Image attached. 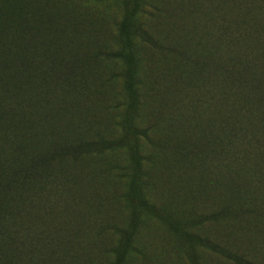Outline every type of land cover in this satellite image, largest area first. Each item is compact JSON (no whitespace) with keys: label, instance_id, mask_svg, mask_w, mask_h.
Returning a JSON list of instances; mask_svg holds the SVG:
<instances>
[{"label":"trees","instance_id":"16d2710c","mask_svg":"<svg viewBox=\"0 0 264 264\" xmlns=\"http://www.w3.org/2000/svg\"><path fill=\"white\" fill-rule=\"evenodd\" d=\"M120 1L121 45L102 55L131 70L126 103L112 107L124 112L123 139L86 133L93 131L87 86L71 82L80 75L58 69L67 58L50 48L30 58L33 49L20 40L33 27V12L0 2V40L18 34L0 43V264H87L91 231L99 236L105 227L88 217L77 163L117 150L127 135L137 142L127 145L130 166L123 168L134 211L125 227L112 228L120 241L109 251L110 264H126L131 251L139 252L138 212L186 241L192 264H200L197 249L230 264H264V0H181L186 19L176 26L165 24L161 0ZM15 20L24 30L16 31ZM134 39L174 69L162 70L160 81L150 71L138 77ZM142 105L154 108L146 119L138 114ZM162 154L178 195L202 211L164 210L147 193V166Z\"/></svg>","mask_w":264,"mask_h":264},{"label":"rangeland","instance_id":"374dc122","mask_svg":"<svg viewBox=\"0 0 264 264\" xmlns=\"http://www.w3.org/2000/svg\"><path fill=\"white\" fill-rule=\"evenodd\" d=\"M0 2L9 3L11 11L16 13L22 12L23 9L33 12L30 20L33 27L28 28V33L24 31V37L20 40L27 41L28 50L33 49L30 58L42 53L44 47L50 48L55 57L61 54L67 58L68 63L57 64L58 69L64 73L72 71L80 75L78 81L73 79L71 82L77 87L87 86V97L90 101L88 108L90 109V105L92 107L89 117L93 120L90 127L93 131L87 129L88 125L84 117H81L83 127L88 130L86 133L96 131L106 137L123 139L126 135L121 125L124 112L113 110L112 107L117 103H126L125 89L131 70L124 62L107 59L102 55L120 48L119 24L126 12L123 2L120 0L98 3L89 0H0ZM161 3L165 24L168 22L170 26H176L186 19V14L179 7L181 0H161ZM15 21L16 31L24 30L21 21ZM34 27L38 32L34 31ZM17 36V32L6 34L0 43L1 41L11 43ZM134 48L142 59L137 71L138 77H143L150 71L155 73L156 80L160 81L162 70L169 67L174 69V63H164L159 53L141 40L134 39ZM28 50L24 47L20 49L21 52ZM153 109L150 105L149 108L142 105L138 114L146 119ZM155 134V137L163 136L162 131ZM124 138L123 145L117 150L85 157L77 163V179L84 185V192L90 198L88 206L85 201L88 217L105 227L99 236L96 230L91 231L94 245L92 252H87V264L112 262L114 257L109 251L120 241V235L112 228L125 227L134 211L132 203L126 196L128 181L123 168L130 166L127 145L133 146L137 142L130 135ZM139 144L143 151H149L151 148L147 141L141 140ZM163 154L153 168L151 165L147 166L153 177V181H149L150 185L146 188L147 193L160 203L164 210L189 215L202 211L199 202L192 199L191 203L178 195L177 185L168 179L167 165L164 163L166 156ZM136 216L133 244L139 252L131 251L126 264H192L191 255L195 254L191 247L173 233L165 222L145 212H138ZM196 253L201 254L200 264H230L210 252L202 253L197 249Z\"/></svg>","mask_w":264,"mask_h":264}]
</instances>
